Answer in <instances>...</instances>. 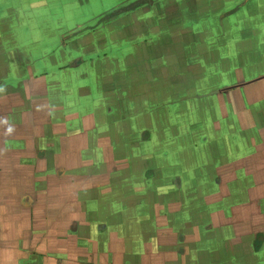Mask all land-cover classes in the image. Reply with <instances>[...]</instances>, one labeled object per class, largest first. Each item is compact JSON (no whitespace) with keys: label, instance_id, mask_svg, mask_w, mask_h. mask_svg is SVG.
<instances>
[{"label":"rangeland","instance_id":"374dc122","mask_svg":"<svg viewBox=\"0 0 264 264\" xmlns=\"http://www.w3.org/2000/svg\"><path fill=\"white\" fill-rule=\"evenodd\" d=\"M227 1L230 2L227 5L229 8L242 3L238 0ZM256 1L251 0V10H248L249 8L241 10L238 9L241 7H238L231 9L230 14L223 12V15L219 16L220 22H225L221 28L212 20L209 21L208 15L195 17L198 21L194 25L203 29L198 34V38L201 41L208 39L206 44L210 42L208 46L203 47L190 46L178 39L177 43L175 39L172 42V38L166 36L170 33L172 35L170 37L177 38L179 36L177 22L186 21L185 15L182 16L181 21L177 18L179 10L181 13L186 12L189 6L182 0H177L176 3L172 0H131L130 2L126 0L125 3L117 0H0V62L6 63L5 60L8 58L17 62L24 61L32 71L36 72L57 67L65 70L75 58H79L80 62L92 61L96 58H104L105 61L112 62L113 76L103 80L107 83L101 81L103 91L110 94L102 93L98 87L100 74H93L91 68H87L81 80L88 77L85 80L89 92L102 93L103 99L110 100L107 103L114 105L116 100L123 104L126 121L131 122L130 128L125 131L121 127L120 134L125 133L126 138H87V141H95V145L102 153L117 156L110 159L107 157L108 160L102 162L91 155H86L90 157L89 159L79 156L77 166L83 169L85 176L90 172L94 174L96 181H99L102 169L109 173L114 169L119 174V170L121 173L126 169L124 166L130 165V159L123 156V147H130L134 150V158L145 165L143 169L146 171V180L151 181L154 174L163 183L164 191L168 189L174 191V174L181 171L187 173L190 183L185 190L188 196L183 205L184 211L187 214L192 212L188 216L190 221L201 230L205 242L212 243V239H209L213 234L212 229H220V224L224 222L217 221L216 217L219 213L210 217L208 212L194 203L208 202L212 212L220 210V214L226 215V212L229 214L228 211L234 209L235 214L240 213L243 202L256 203L264 200L262 199L264 198V128L255 130L241 124L239 120L235 121L234 111L239 114L246 107L241 105L243 104L241 99L236 98L234 93L200 100V105L196 108H189L185 97L192 100L197 95L195 93H207L214 88L218 89L222 86L224 88L226 85L236 87L248 82L246 80L258 75L260 71H264V6H262L264 3L253 4ZM262 1L264 2L260 0ZM248 3L247 0L243 4L245 8ZM147 8H150L151 12ZM132 12H136V15ZM154 23L157 34L149 29L153 28L150 24ZM151 36H155V40L149 41ZM216 39L224 44L213 45ZM120 66H124L123 70H118ZM197 75H204V82L202 80L195 82L198 78L193 76L197 77ZM247 91L244 90L243 93L246 95ZM171 101H173V109L168 106ZM233 104H236V108ZM250 110L256 116L254 118L251 114L253 121L258 118L261 126L264 127V108L254 106ZM245 112L246 110L241 114V118L244 117ZM138 113L143 118L140 128L133 125L135 115ZM160 115H163L165 121L158 120L157 117L160 118ZM120 123L116 118L115 124ZM217 123L222 126L220 135L219 132L215 134L216 136L213 135L214 132L208 134V131L215 126L217 129L218 125H215ZM35 129L36 127L32 128L33 131ZM226 129L228 131L223 133ZM45 139L46 150L51 154L55 151L53 148L58 147L55 145L58 141L54 138ZM154 157L157 158L155 163L152 161ZM145 159H149L150 163H146ZM71 164V161L64 163V166L69 167L66 169L68 178L69 173L74 170L70 168ZM144 170L139 171V177L128 185L129 188L141 187ZM34 172L38 175L27 177L26 181L25 177H13L14 184L19 186L20 179L24 188H27L28 180V188L33 198L41 199V190L47 186L53 190L55 182L62 183L63 190L68 187L65 183L80 184L70 179L59 182L54 177V170L51 175L44 177L43 182L41 173L35 169ZM150 173L152 177H148ZM215 178L224 181L222 184L231 183L233 186L231 194L224 192L225 199L221 198L222 193L212 186ZM51 180L53 182H50ZM200 181H205L204 183L210 186L208 192L197 189ZM246 187L251 188L249 193L244 192ZM105 189H109V186L107 185ZM69 199L74 201V198L65 200L69 202ZM129 199L139 202L141 198L137 193H133ZM146 199L149 203L150 199L148 197ZM58 200V195L51 198L54 202ZM231 201L236 204L229 205ZM160 202H162L161 198ZM159 205L162 206L161 203ZM53 210L47 208L31 210V212H42L43 216L47 213L46 215L52 218ZM154 210L156 213L160 210L164 212V209ZM126 211L131 219L127 220L125 234L128 233L129 236L130 231H134L135 234L142 233L144 227L142 223L145 220L137 219L138 215L135 216L137 211L140 213V209ZM260 211L252 206L245 213L246 219L243 222L236 223L233 218L226 222L240 228L247 234L248 239L237 242L238 246L235 247L241 246V251L236 249V254L233 252L232 257L227 259L228 262L225 264H243L245 249L252 252L253 238L264 225L263 220V224L259 223L251 228V223L256 220V215ZM120 215H122L121 211ZM210 221L212 226L208 223ZM110 225L109 233L115 231V234L111 235L114 237L122 226L119 227L112 222ZM207 227H209L208 233L204 234L202 231ZM180 243L178 245H181ZM105 247L116 249L117 242L110 240L99 246L100 249ZM231 248H234L233 243ZM251 255L253 257L247 262L252 261L254 264L260 263V258H264L263 252L260 254L252 252ZM206 261L201 258V264Z\"/></svg>","mask_w":264,"mask_h":264},{"label":"crops","instance_id":"0c3cea01","mask_svg":"<svg viewBox=\"0 0 264 264\" xmlns=\"http://www.w3.org/2000/svg\"><path fill=\"white\" fill-rule=\"evenodd\" d=\"M117 1L126 2V0ZM130 1L128 0V2ZM172 1L177 2V0ZM182 1L188 3L189 6L186 12L181 13L179 10L177 18L181 21L183 20L182 16L185 15L186 21L177 22L179 30L177 38L170 37L172 36L170 33L166 36L169 39L172 38V42L174 39L175 41L178 39L190 46L205 47L210 44V42L206 44L208 39L205 38L201 41L198 38V34L203 29L194 25L198 21L195 17L208 15L207 19L212 20L216 26L221 28L225 22H220L221 17L219 18V16L223 15V12L230 14L231 9L238 7H241L238 8L241 10L248 8L251 10V0H248L246 8L243 4L247 0H238L242 3L230 6V8L227 6L230 3L227 0ZM117 3L119 4V2ZM254 3L263 4L264 2L257 0ZM148 10L151 12L150 8ZM138 11L142 12V10ZM132 13L136 15V12ZM155 24H150L153 28L149 29L154 30V33L157 34ZM155 38V36H151L149 41L155 40ZM219 44L222 46L224 43L221 44L218 39L213 41V45L219 46ZM105 60L96 58L92 61L84 60L82 63L79 58H75L65 70L57 67L41 72L32 71L24 61L17 62L8 58L5 60L6 63L0 62V264H201V258L207 260L204 264H222V261L225 264L228 262L227 259L232 257L233 252L236 254V249L241 251V246L235 247V245L238 246L237 242L248 239L247 234L240 228L226 222L232 218L236 220V223L243 222L246 219L245 213L254 206L261 211L257 213L256 220L251 223V228L259 223L263 224L264 200L256 203L243 202L240 213L235 214V209H231L232 211H228L229 214L226 212V215L220 214V210L212 212L208 202L206 204L204 202L194 203L196 201L194 200L193 203L208 212V216L213 217V214L218 215L219 213L216 217L217 221L224 222L220 224L223 228L212 229L213 236L207 237L212 239V243H209V241L205 242L201 230L190 221L188 216L192 212L187 214L184 211L183 205L188 196L185 190L190 183L187 173L181 171L174 174V191L167 187L168 190L164 191L163 183L154 176L153 172V181L146 180V171L143 169L145 165L134 158V150L130 147H123V156L130 159V165L124 166L126 169H123L121 173L119 170V174L114 169H111L112 173L104 172L102 169L100 179L96 181L94 174L90 172L85 176L86 173L82 172L83 169H79L77 166V160L81 157L90 158L86 155H91L99 162L108 160L107 157L110 159V157L117 156H108L102 153L101 149L95 145V141H87V138H126L125 133L120 134L121 127L125 131L130 128L131 122L126 121L127 118L124 114L125 106L116 100L114 105L107 103L110 100L101 97L106 93L103 91L101 81L107 83L103 80L110 79L114 72V64ZM123 67L120 66L118 70H123ZM87 68H91L93 74L102 76L100 78L99 75L100 86L98 87L103 94L97 91L89 92L85 80L88 77L84 76L85 78L81 80V76L85 74ZM261 75H264V71H260L258 75L252 76L246 81ZM203 77L204 75L193 76V78H198L195 82L200 80L204 82ZM229 86L226 85L224 88ZM224 88L222 86L207 93H195L197 95L192 100L185 97V102L189 108H196L200 105V100L234 93L236 98L241 99V103H243L241 105L246 107L243 118H241V114L245 110L239 114L233 110L235 121L239 120L241 124L248 125L255 130L264 128L258 118L253 121L252 115L254 118L256 116L250 110L254 106L264 108V80L250 86L205 97L211 92ZM244 90H248L246 95L243 93ZM108 94L110 93L104 95ZM233 105L236 108V104ZM168 106L173 109V101ZM135 116L133 125L140 128L143 118L139 113ZM160 116V118L157 117L158 120L165 121L163 115ZM115 117L121 122L120 124H115ZM215 125H218L217 129L215 126L214 129L208 131V134L214 132L213 135H215L219 132L220 135L222 126L219 123ZM34 127L36 129L33 131ZM227 131L228 129L223 130V133ZM45 138H54L58 141L55 143L58 147L53 148L55 151L51 154L46 150ZM155 155L157 156L156 153ZM156 159L154 157L152 161L155 163ZM67 161L72 162L70 168L74 169L72 173H69V178L66 170L69 167L64 166ZM145 162L150 163V160L145 159ZM34 169L41 173L43 182L46 176L51 175L54 170V177L59 182L63 179H70L80 182V184L75 185L72 182L68 185L65 183V186L68 187L63 190L62 183L55 182V186H50L53 190H50L48 186L41 190V199L33 198L28 188V180L27 188H24L20 179L19 186L15 185L13 177H25L26 181L27 177L38 175L33 173ZM141 170L145 171L142 174V188L140 186H135L134 189L129 188L128 185L139 177ZM152 174L150 173L148 177H152ZM204 182H201L197 189L208 192L210 186ZM223 182L220 178H215L212 181V186L222 193L221 198L225 199L224 192L231 194L233 186L231 183L222 184ZM107 185L109 189H105ZM112 188H116V190H112ZM250 191L249 187L244 189L245 193ZM133 193L140 196L141 203L129 199ZM57 195L58 202L51 201V198ZM64 197L65 199L74 198V201L69 199L68 202ZM147 197L150 199L149 203ZM160 198L162 202H160ZM38 199L44 201L40 202ZM160 203L162 206L159 205ZM218 204L216 203V205ZM231 204L236 203L231 201L229 205ZM140 206L141 208H136ZM47 208L54 209L52 218L48 217L47 213H44L43 216L42 212H31V210ZM156 208L164 209V212L160 210L156 213L154 210ZM95 209L98 210L95 211ZM127 209H140L141 214L137 211L135 216L138 215L137 219L145 220L142 223V225L144 224L142 233L135 234L132 230L133 232L130 231L129 236L128 233L125 234L127 220L131 219ZM120 211L122 215H120ZM88 213L90 215H87ZM111 222L119 227L122 226L119 229L117 226L118 234L114 236L115 239L111 236L115 231L109 233ZM208 223L212 226L211 221ZM208 230L209 227L204 228L202 232L205 234L208 233ZM110 240L117 242L116 249L99 248L100 245L106 244ZM179 242L181 245H178ZM232 243L234 248L230 249ZM251 248L252 252L256 254L261 252L264 254V225L262 230L254 236ZM245 252L246 255L244 254L242 258L243 264H254L252 261L247 262L253 257L252 252L246 249ZM263 259L260 258V263L257 264H264Z\"/></svg>","mask_w":264,"mask_h":264},{"label":"water","instance_id":"95a60500","mask_svg":"<svg viewBox=\"0 0 264 264\" xmlns=\"http://www.w3.org/2000/svg\"><path fill=\"white\" fill-rule=\"evenodd\" d=\"M264 80V75H261V76H258L257 78L251 80V81H248V82H245L243 84H240L236 87H227V88H224V89H221V90H217V91H214V92H211L210 94L206 95L205 97H211V96H214V95H217V94H221V93H225V92H228L232 89H235V88H242V87H246V86H250V85H253V84H256L260 81Z\"/></svg>","mask_w":264,"mask_h":264}]
</instances>
